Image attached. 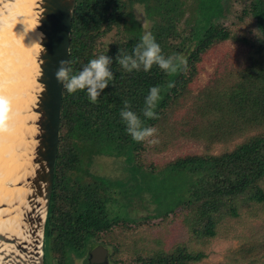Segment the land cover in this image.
I'll list each match as a JSON object with an SVG mask.
<instances>
[{
    "label": "trees",
    "instance_id": "obj_1",
    "mask_svg": "<svg viewBox=\"0 0 264 264\" xmlns=\"http://www.w3.org/2000/svg\"><path fill=\"white\" fill-rule=\"evenodd\" d=\"M195 1L199 18L196 16L194 24L192 19L187 20L186 27L190 29L186 32L180 28L183 13L178 5L181 0H77L71 34L73 74L90 59L105 54L113 58L110 67L114 79L96 104L88 100L86 92L69 95L64 91L61 138L47 230L52 264H70L72 246L77 240L85 245L86 236L95 230L107 228L109 238L110 226L129 218L124 212L132 198L143 191L152 193L158 204L156 211L164 208L162 198L165 196L174 195L177 198L174 202H180L184 194L191 193V199L203 200L197 213L205 218V233L210 236L216 234L213 215L220 211V206L232 202L233 197L248 194L253 201L264 202L261 185L264 180V0H251L249 8L243 10L244 15L255 19L260 36L256 41L241 38L249 45V56L244 69L233 74L236 81L227 87L225 94H229L225 101L224 93L223 97L218 94L215 98L208 94L207 100L197 102L196 108L202 116V112L211 110V122L217 130L222 131L224 127L227 134H239L249 128L250 131L261 129V132L250 136L233 151L218 156L179 158L151 177L141 172L139 165L132 164L130 181L135 183L113 181L91 172L95 155L124 156L131 164L135 152L144 148L143 143L133 141L126 133L121 121L120 110L125 100L130 103L131 110L141 116L145 126L159 128L167 122L174 128L175 122L167 121L173 114L169 111L180 106L182 96L190 91V82L198 72L203 54L217 42L233 37L229 29L221 28L214 20L224 14V4L229 8L230 0ZM136 5L144 8V17L151 24L149 29L145 30L137 20ZM149 32L155 36L165 57L183 54L187 60L186 70L168 75L154 65L148 72L123 71L115 60L118 50L131 54L140 37ZM170 83L174 86L168 87ZM153 86L161 90L162 99L155 109L159 118L145 119L141 109ZM223 120L226 121L220 122ZM205 137L212 138V135L208 133ZM86 174L91 176L90 180L85 179ZM224 211L237 214L235 207H226ZM78 231L85 234L76 235ZM204 256L198 252L184 258L191 261ZM150 262L155 263V260L150 259ZM157 262L165 264V258L161 256ZM139 263L149 264V260Z\"/></svg>",
    "mask_w": 264,
    "mask_h": 264
},
{
    "label": "rangeland",
    "instance_id": "obj_2",
    "mask_svg": "<svg viewBox=\"0 0 264 264\" xmlns=\"http://www.w3.org/2000/svg\"><path fill=\"white\" fill-rule=\"evenodd\" d=\"M250 1L230 0L228 9L224 4V14L214 19L221 28L229 29L233 37L217 42L203 54L198 62V72L190 82V91L182 96L180 106H175L169 111L173 114L168 116L170 118L167 121L175 122L174 128L167 122L161 127L158 126V143H143L144 148L135 152L131 164L126 162L124 156L95 155L91 172L113 181H130L133 174L131 165L137 164L141 172L151 177L154 174L158 175L161 170L179 158L218 156L233 151L244 144L250 136L261 132V129L250 131L249 128L239 134H227L228 131H225L224 127L222 131L217 130L214 122H211V110L202 112V116L200 110L196 109L197 102L207 100L208 94L212 98L218 94L223 97L227 87L236 81L233 74L244 69L250 48L241 38L247 37L256 41L260 36L255 19L243 14V10L249 8ZM195 2L181 0L178 5L183 13L180 22L182 31L188 32L190 29L186 27V24H189L187 20L192 19L194 24L195 18H199ZM135 10L137 20L142 23L145 30L149 29L151 24L144 17V8L136 5ZM112 34L114 36V32ZM228 94L226 92L224 101ZM208 133L212 138L205 137ZM90 178L89 174L85 175L86 180ZM130 182L135 183L134 180ZM261 185L264 188V180ZM175 194H178V190ZM160 196L159 193V198ZM176 199L174 195L168 198L165 196L162 198L164 208L156 211L158 204L151 192L143 191L132 198L126 214L132 216L134 220L115 224L109 238H106L108 243H112V247L122 248L121 253H113V264L123 262L122 259L131 261L132 258L134 264H140L139 262L147 259L149 264H163L157 262L161 256L165 258V264H264V202L253 201L248 194L233 197L232 202L225 207L220 206V211L213 215L216 220V234L210 236L205 233V218H201L200 213H197L204 201L191 199V193L184 194L180 202H174ZM226 207L229 209L235 207L237 214L225 213ZM97 239L101 240L102 237L98 236ZM92 245L93 243L91 245L86 243L84 250L77 253L78 257H83V252H87L86 247ZM198 252L205 255L200 260L189 261L184 258ZM74 257L70 260L72 264H85L84 260H77ZM150 259L155 260V263H151ZM179 260L181 262H178ZM45 263L52 264L49 261V253Z\"/></svg>",
    "mask_w": 264,
    "mask_h": 264
},
{
    "label": "water",
    "instance_id": "obj_3",
    "mask_svg": "<svg viewBox=\"0 0 264 264\" xmlns=\"http://www.w3.org/2000/svg\"><path fill=\"white\" fill-rule=\"evenodd\" d=\"M36 29L43 33L41 41L47 51L39 58L40 73L36 97L20 113L32 114L23 119L21 136L28 165H22L20 178L6 182L8 187H24L0 199V217L10 218L15 229L0 231V264H46L49 237L48 217L54 190L61 138L64 89L55 78L59 61L70 62L71 34L77 0H36ZM41 59L43 63L41 64ZM21 155V154H20ZM2 193V192H1ZM3 195V193H2ZM107 252L96 249L93 262ZM107 261V260H106Z\"/></svg>",
    "mask_w": 264,
    "mask_h": 264
},
{
    "label": "clouds",
    "instance_id": "obj_4",
    "mask_svg": "<svg viewBox=\"0 0 264 264\" xmlns=\"http://www.w3.org/2000/svg\"><path fill=\"white\" fill-rule=\"evenodd\" d=\"M9 4L10 0H0V34H2L11 23L6 13ZM19 24L23 26L20 32L25 33L22 38V42H24L25 37L28 36L31 29L35 28L36 25H32L31 28H28L23 22ZM42 40L43 33H40L39 46L36 48L37 56H41L42 53L47 51L41 42ZM115 60L123 71L128 73L133 71L139 72L141 70L148 72L154 65L158 66L168 75L176 74L182 69L186 70L187 68V60L183 54L175 53L165 57L160 44L150 32L140 37L139 42L135 44L131 54L119 49ZM42 63L43 60L41 59V64ZM112 63L113 58L111 56L101 54L90 59L78 73L73 74L70 62L61 60L55 71V78L69 95H74L78 92H86L88 100L96 104L98 103L100 95L114 79V74L110 67ZM173 86L174 85L171 83L168 85V87ZM160 93L161 90L159 86H153L149 89L144 100V107L141 109L145 119L159 118L155 109L158 102L162 99ZM18 116V110L13 107V98L5 94L4 84L0 82V137L13 131ZM120 117L121 121L125 124L126 133L133 141L137 143L147 142L148 144L158 143V128L145 126L141 116L131 110V105L127 100L124 101L123 108L120 110ZM131 220L134 219L129 215L126 222Z\"/></svg>",
    "mask_w": 264,
    "mask_h": 264
},
{
    "label": "bare ground",
    "instance_id": "obj_5",
    "mask_svg": "<svg viewBox=\"0 0 264 264\" xmlns=\"http://www.w3.org/2000/svg\"><path fill=\"white\" fill-rule=\"evenodd\" d=\"M35 2L36 0H10L6 13L11 23L0 34V82L4 84L5 94L13 98L14 109L19 112L13 131L0 137V198L11 195L13 191L25 190L24 187H8L6 182H16L20 178L22 165L29 164V161L22 158L24 153L20 155L18 150L22 142L24 143L20 134L24 128L21 121L26 116L30 119L32 114L25 116L20 112L31 105L36 97L34 92L40 87L36 79L40 73L36 48L39 46L41 32L36 27L31 29L22 42L25 33L20 32L23 26L19 23L23 22L28 28L38 24L37 14L33 10ZM2 211L3 209H0V212ZM11 221L10 218L0 217V231L15 229Z\"/></svg>",
    "mask_w": 264,
    "mask_h": 264
},
{
    "label": "flooded vegetation",
    "instance_id": "obj_6",
    "mask_svg": "<svg viewBox=\"0 0 264 264\" xmlns=\"http://www.w3.org/2000/svg\"><path fill=\"white\" fill-rule=\"evenodd\" d=\"M126 214V213H124ZM128 215V214H127ZM129 217V215H128ZM132 217V216H131ZM132 223V222H131ZM116 225L113 224L112 226H110L109 229H111V231L113 230V228ZM84 235L85 232L82 231H78L76 233V235ZM98 236H101L102 239H97ZM86 243H89L90 245L93 243V245L91 247H86L87 252H83L84 256L83 257H78L79 255L77 254V252L83 251L84 250V244L81 245L79 244V241L77 240V242L75 243V246H72V250H70V256L69 258H71L70 260H72V257H74L77 260H84L85 264H113L112 260L113 258V253H121L122 248L120 247H112V243H107L106 238H107V228L106 229H100V230H95L92 234H89L86 236ZM85 238V237H84ZM85 243V244H86ZM102 249V251L104 250L105 252H107V254L105 256L101 255L100 259H103L102 262L98 261L97 262H93V256H92V252L96 249ZM135 258V261H137V258ZM107 260V261H106ZM123 262H119V264H134V259L132 258V260L130 261H126L125 259H122ZM56 263V262H55ZM68 263L72 264L71 261H69Z\"/></svg>",
    "mask_w": 264,
    "mask_h": 264
}]
</instances>
